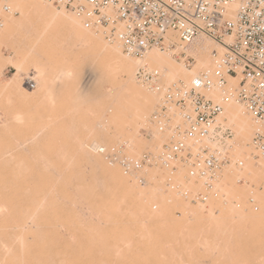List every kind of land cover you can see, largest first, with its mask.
<instances>
[{"label":"rangeland","instance_id":"1","mask_svg":"<svg viewBox=\"0 0 264 264\" xmlns=\"http://www.w3.org/2000/svg\"><path fill=\"white\" fill-rule=\"evenodd\" d=\"M39 1L93 33L33 9L25 18L19 0L0 27V264H264V189L257 210L240 203L214 211L166 192L161 172L141 184L89 149L91 141L128 140L133 152L143 151L150 141L142 133L159 102L135 75L127 91L105 49L116 47L137 67L159 65L128 56L69 7ZM147 53L186 71L212 68L211 59L186 64L158 48ZM99 75L108 79L100 87ZM252 170L255 182L264 181ZM230 178L244 202L247 190Z\"/></svg>","mask_w":264,"mask_h":264},{"label":"built area","instance_id":"2","mask_svg":"<svg viewBox=\"0 0 264 264\" xmlns=\"http://www.w3.org/2000/svg\"><path fill=\"white\" fill-rule=\"evenodd\" d=\"M83 22L102 29L105 38L128 55L142 58L158 48L197 62L178 48H191L201 38L224 47L214 53V66L199 70L189 82L173 79L164 67L144 63L136 80L159 96L142 134L150 144L133 152L128 140L89 148L111 166L141 184L163 174V189L184 202L214 211L247 203L258 209L253 168L264 173V0H54ZM237 8L231 10V5ZM13 0H0V27L12 12ZM31 88L33 78L27 79ZM240 104L253 132L245 145L226 103ZM253 167V168H252ZM234 183L247 190L244 202L231 192Z\"/></svg>","mask_w":264,"mask_h":264},{"label":"bare ground","instance_id":"3","mask_svg":"<svg viewBox=\"0 0 264 264\" xmlns=\"http://www.w3.org/2000/svg\"><path fill=\"white\" fill-rule=\"evenodd\" d=\"M39 4H40L39 0H19L18 7L21 9V12L25 18H27L29 16L30 11L33 9L36 11L37 15L39 14V16H41V17L51 19V21H53L56 18H60V19L61 18L62 19L68 18V19H70V28L71 29H77L78 28L80 30H84L86 32V35H87V33L88 34L93 33L91 31V29L85 27L81 23L80 20L69 18L67 15H64V14L60 16L58 14V12L54 11L53 9H47V8L41 9V8H39ZM237 6H238L237 3H233L231 5V10L234 11L237 8ZM15 9H14V6L12 4V12L11 13H14ZM7 24H8V26L13 25V24L15 26H19L21 24V22L10 21ZM97 38H100V36H98ZM89 40H90V38H89ZM94 40H96V39H94ZM111 48L112 49H105L106 50L105 53H108L107 51H109L111 58L109 56H108V58L111 61V67L115 70V72H116L115 74L117 76V79L120 81V83L124 86V88L127 91H130L132 89V87L135 86L134 75L136 73L137 68L144 63H148L149 65H152V64L147 62V61H143L137 67V66H135L134 63H132L129 59H127L119 50L115 49L116 47L114 48L111 46ZM182 49H185L184 51H186L189 54L194 55L197 59V64H200V63L205 64V63H207L208 59H211L212 67L214 66V53L218 52L219 54H222L224 52V47L222 44H219V43H217L211 39H208V38L199 39L195 43V45L192 46L191 48H180L179 47L178 51H180ZM149 50H152V49H149ZM149 50H147V51H149ZM147 51L145 53H147ZM109 54H107V55H109ZM144 55H145V58L149 59L150 61L156 63L157 65H159L161 67L166 68L169 71V74L171 75V77L173 79H182L183 78L182 80L185 79L184 81L189 82L191 80V78L197 73V72L196 73L192 72L191 70L186 71L183 68L182 69L177 68V66H175L173 61H171V59H169L170 57L166 58V57H163L157 53H147ZM152 66H154V65H152ZM207 68H209V67L202 68V69H207ZM16 69H17V72H16L17 74L19 72H22V67L20 65H16ZM100 76L101 75H99V77ZM99 77H97V78H99ZM28 78H32V77H28ZM107 81H108V79L106 78V76L102 75L101 78L99 79L100 83L98 82L99 87L102 86ZM25 83L27 84V81ZM152 96H153V94L149 95L147 93H144L143 99L147 105L149 104V105H152V107H155L157 101L155 100V97H152ZM157 97H159V96H157ZM226 106L228 109V115L233 120V122L236 123V125L238 127V131H239V136L242 137V140H243L244 144L246 145L248 143V141L251 139L252 132H253V126H252L251 118L245 113L243 107H239L238 105L233 104L231 101H228L226 103ZM79 142H80L79 143L80 148H82L85 144L83 145V142H81V141H79Z\"/></svg>","mask_w":264,"mask_h":264}]
</instances>
